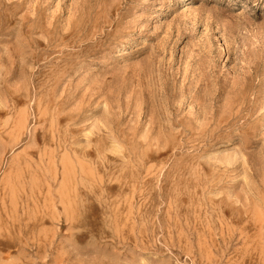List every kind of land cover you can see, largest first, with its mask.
<instances>
[{
    "label": "rangeland",
    "instance_id": "1",
    "mask_svg": "<svg viewBox=\"0 0 264 264\" xmlns=\"http://www.w3.org/2000/svg\"><path fill=\"white\" fill-rule=\"evenodd\" d=\"M1 191L0 264H264V0H0Z\"/></svg>",
    "mask_w": 264,
    "mask_h": 264
},
{
    "label": "bare ground",
    "instance_id": "2",
    "mask_svg": "<svg viewBox=\"0 0 264 264\" xmlns=\"http://www.w3.org/2000/svg\"><path fill=\"white\" fill-rule=\"evenodd\" d=\"M182 8V7H181ZM183 8H185L184 10H188L190 7H186V5H183ZM167 9H168V7H167ZM166 9V10H167ZM7 122V121H6ZM56 175H58V174H56ZM0 193H2V191L0 192ZM24 193V192H23ZM26 195V194H25ZM29 195V194H28ZM1 196V195H0ZM5 196V195H4ZM6 197V196H5ZM23 197H24V194H23ZM31 197V196H30ZM18 199H19V197H18ZM31 199V198H30ZM35 199V198H34ZM25 200V199H24ZM24 200H22L23 202H24ZM32 200V199H31ZM11 201V200H10ZM9 202V201H8ZM21 202V201H20ZM27 202V201H26ZM8 204V203H7ZM12 204V203H11ZM21 205V204H20ZM24 206V205H23ZM25 206H26V204H25ZM54 206H55V204H54ZM14 208V207H13ZM24 209H26V208H24ZM14 210V209H13ZM10 212V211H9ZM4 213V212H3ZM25 214H27V213H25ZM11 215V214H10ZM7 219V218H6ZM9 219H11V218H9ZM11 221V220H10ZM16 223V222H15Z\"/></svg>",
    "mask_w": 264,
    "mask_h": 264
}]
</instances>
